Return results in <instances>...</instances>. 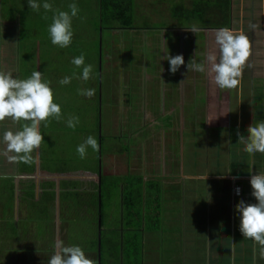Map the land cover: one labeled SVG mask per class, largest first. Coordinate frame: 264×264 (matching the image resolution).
I'll use <instances>...</instances> for the list:
<instances>
[{
    "label": "crops",
    "instance_id": "crops-1",
    "mask_svg": "<svg viewBox=\"0 0 264 264\" xmlns=\"http://www.w3.org/2000/svg\"><path fill=\"white\" fill-rule=\"evenodd\" d=\"M233 5L249 14L242 16L246 23L230 22L229 28L248 29L250 43L255 45L250 48L248 76L242 73L239 85L231 90L214 85L206 73L187 71L190 59L203 62L215 48V29L202 27L194 34L177 22L156 35L152 28L148 29L150 32L135 31L130 38H139L138 47L146 46L150 57L131 48L126 51L130 56L127 60L122 52L127 50L126 38L121 31L113 30L114 39L119 34L118 43L107 47L100 29L98 81L91 84V89H95L91 98H96L98 104L102 102L100 109L104 105L119 109L111 124L119 127L127 121L137 125L139 133L143 129L141 133L146 134L141 141L124 142L119 160L115 157L108 168L101 159L102 137L99 152H95L98 165L96 162L86 166L88 169L81 175L72 174L80 169L67 165L66 159L53 158L47 149L52 143V151L56 148V135L60 136L56 127L63 123L51 117L47 127L41 122L43 143L32 154V161L9 160L2 154L6 149L3 133L20 130L25 121H0V264H47L57 240L69 246L74 236V199L79 195L84 199V215L80 218L88 220L92 226L90 234L98 233L101 242L103 231L99 234V229L93 227L96 219L100 220L101 183L106 187L109 180L118 183L121 195L132 198L139 187L145 191L151 186L162 189L160 206L153 201L149 206V221L143 212L139 251L135 248L137 227L133 226L139 219L133 217L136 212L122 210L127 215L120 220L118 229L123 222H129L134 230L128 236L116 232L120 255L114 258L120 264H264L258 255L253 260L254 248L258 246L241 235L239 214L235 211L241 200L256 203L251 196L250 176L264 172V154L250 156L237 140L238 132L247 135L253 119L264 120V69L255 65L264 59V0H231L230 10ZM0 18V71L17 77L14 65L18 64L19 51L15 49L16 34L12 30L19 26L15 20L6 21L1 15ZM252 24L256 25L254 30L250 29ZM167 51L184 57L185 64L175 74L169 71V63L161 59ZM104 52L105 57L101 56ZM37 60V66L40 61L42 64L39 56ZM49 82L51 88L57 83L55 79ZM209 118L215 120L208 123ZM124 173L134 178L127 189L122 188ZM237 188L239 195L235 193ZM111 203L115 211L119 203ZM146 210L145 206L142 211ZM174 218L183 222L170 232L174 235L179 229L182 243L178 249H182V254L178 261H174V246H164L159 237L161 230L153 225L156 220L166 219L171 227ZM68 228L71 230L66 233ZM126 250L129 252L124 253ZM89 258L101 264V248L98 256Z\"/></svg>",
    "mask_w": 264,
    "mask_h": 264
},
{
    "label": "rangeland",
    "instance_id": "rangeland-1",
    "mask_svg": "<svg viewBox=\"0 0 264 264\" xmlns=\"http://www.w3.org/2000/svg\"><path fill=\"white\" fill-rule=\"evenodd\" d=\"M194 1H192V3ZM39 2L42 4L43 0H39ZM49 2L53 5V9H60L64 11H68V5L71 3H76L79 7L78 15L77 17H74L72 21V42L66 48H61L51 43L47 29L52 22L53 12H45L42 7L39 12L26 11L29 9L27 0H0L1 17L6 21L10 20L11 22L13 18H15L14 20L17 19L21 23H16L19 28L15 27V31L12 30V32H15L16 34L15 49L19 51L18 64L14 65L17 77L14 78L25 79L29 77L34 70H37L43 73L44 80L50 81L55 79V82H57L54 87H52L53 99L55 100L54 103L56 102L61 107L62 115L59 122L63 124L58 123L56 127L57 132L60 135H56V148L52 151V148L54 147V144L52 143L51 148L47 149L48 152L52 153L53 158H57L59 160L66 159L67 165L78 167L80 169L72 174L81 175L85 169H88L86 166L95 165L99 160L98 153L95 154L97 151H93L91 147H88L87 149L86 158L81 159L76 152L77 146L83 143L88 136L95 137L98 144L100 143V137H102L103 141H101V145H103V156L101 159L103 160L104 166L107 165L108 168L111 166L115 157L119 160L124 142L129 143L131 141H136L137 139V141H141L143 138H146V134L141 133L143 129H141L139 133L137 130L138 126L128 124L127 121L119 127H117V123L111 124L113 114L117 113L118 115L120 113L118 108L106 107L104 105L103 109H100L99 107L100 104L102 106V102L98 104L96 98L89 99L88 97L78 94V89H91V84L97 83L98 81L97 72L99 67H97V65L99 64L100 44H97V41L99 42L98 38L101 28V19L99 20L98 16L96 4L97 0H49ZM134 2L135 11L133 13V18L136 28L150 26L156 35V32H165V30L169 28V24L179 22V19L172 18L171 13L173 9L179 6L178 4L180 3V0H134ZM190 4L184 5L189 7ZM237 8L235 5L232 6L233 10H230L229 13L230 22L236 25L246 23L245 19L242 20V16L243 14L248 15L249 13L242 12L239 10V7ZM45 17H47V19ZM103 22H106L105 19H103ZM182 26H186L189 29L192 27L191 24L187 22ZM105 27L106 26L103 25V28ZM233 30L237 32L242 31L248 36L250 41L251 36H249L248 29L237 26ZM136 31L138 32L139 30ZM148 31L150 32V30ZM25 35L27 39L23 38ZM150 36H152V34ZM118 37V33L117 38L114 39V33L109 32V34L106 33L105 35V30L103 32V40H105L107 47H109L108 45H112V42L118 43ZM124 37L126 38L125 46L127 50L122 52L124 53V58L126 60L130 57L129 53L126 51H129L131 48L136 49L139 52H146V54L150 57L146 46L138 47L137 44L139 43V38L133 41L128 36ZM250 44L251 48H254L255 44ZM119 47L120 46L118 44L116 47L118 52H120ZM81 53L85 56V64H91L93 66V72L90 79L87 81L76 78L81 75L82 69L76 68V66L71 63L72 59L81 55ZM38 56L42 60V64L40 61V64L37 66ZM101 56L105 57L106 53L104 52V55L101 54ZM150 59L151 58H149V60ZM258 64L262 69H264V59L255 62V65ZM249 66L250 60H247L243 69L244 74L248 73ZM74 73L76 74L75 76L73 75ZM69 75L73 77L71 83L61 85L59 81L63 77ZM70 116L79 117V123L74 130L67 127L66 122ZM102 119L104 120L103 124H101ZM130 176L131 175L128 173L123 174V189L131 187L127 178ZM110 190L113 192L111 195H113L115 187H112ZM117 192L120 193V191ZM102 193L106 198L112 199L105 189ZM119 193L113 196L119 203L118 206L115 207V211L111 208L112 203H106V205H104L105 216L103 219L104 232L102 235V244L103 252L106 255V258L111 256L114 252L110 250L112 247L118 248L120 246L116 232L119 230L121 235L123 233L121 229H118L117 225H120V220L125 218L127 215L122 212L125 205L122 204L123 202L121 203L122 197ZM81 204L80 197L74 199L73 224H75V228L72 229L73 232L75 230H82V225L85 224L80 218V216L84 215ZM165 220L166 219H162L161 221L156 220L153 225L161 230L159 237L164 241L163 245L166 247L174 246V248H172L173 255L176 258L174 261H178L179 256L182 254V249H178L179 245L182 243L181 238L178 236L179 229H176V233L174 235H171L170 232L173 233L175 228H178L183 222H179L176 218H174L170 222L172 223V226L170 227L169 222ZM125 225L127 229L130 224L129 222H125ZM93 228L97 230L96 227ZM169 228H171V230ZM130 233L131 232H128V234ZM77 235V238L68 242L69 246H80L88 258L93 255L98 256L99 248H101L98 233L95 236H92L90 232L87 236L79 233H77ZM90 238L95 241L93 242L91 248L88 247V243L84 245L85 240H83ZM192 240L195 241L194 234L192 235Z\"/></svg>",
    "mask_w": 264,
    "mask_h": 264
},
{
    "label": "clouds",
    "instance_id": "clouds-1",
    "mask_svg": "<svg viewBox=\"0 0 264 264\" xmlns=\"http://www.w3.org/2000/svg\"><path fill=\"white\" fill-rule=\"evenodd\" d=\"M27 4L30 9L37 12L41 7L45 12H53L52 22L47 29L53 45L66 48L71 44L72 21L79 12L76 3L69 4L68 11L53 9L49 0H43L42 4L39 0H27ZM255 27L254 24L250 25V29L254 30ZM209 29H215V48L207 53L206 60L203 62L197 63L194 58L190 59L187 63V71L206 73L210 81L220 89H234L240 83L244 65L250 56L249 38L242 31L237 32L229 27ZM185 30L194 34L199 31L196 25ZM161 59L169 63V71L173 74L185 64L183 55L172 56L168 51ZM71 63L76 68L82 69L81 75L76 78L84 81L90 79L93 66L85 64L83 53L74 57ZM160 70L163 71L161 67ZM72 78L65 76L59 83L67 85L71 83ZM78 94L91 98L95 95V89H78ZM61 115V107L53 102V90L50 82L43 79V73L34 70L29 77L19 79L14 78L11 72L0 71V121L6 118H11L16 123L25 121L20 130L15 132L6 130L3 133L2 141L6 149L2 154L9 160L31 162L32 154L43 143V135L40 132L41 122H45L44 126L47 127L50 117L59 121ZM213 120L215 119L209 118L207 122L211 123ZM66 123L67 127L74 130L79 123V117L70 116ZM246 131V136L237 133L238 142L244 146L243 151L253 157L256 153L264 154V120L255 121L253 119V123L247 127ZM88 147H91L93 151H99V144L95 137L88 136L83 143L77 146L76 152L81 159L86 158ZM11 153L15 155H9ZM250 186L251 196L255 198L256 203H246L241 200L235 206V211L239 214L241 235L245 239L253 240L258 246L254 248L253 260L257 255L260 259H264V172L252 174ZM239 191L237 188V195ZM47 264H96V262L88 258L80 246H65L63 241L57 240L54 253L48 259Z\"/></svg>",
    "mask_w": 264,
    "mask_h": 264
},
{
    "label": "trees",
    "instance_id": "trees-1",
    "mask_svg": "<svg viewBox=\"0 0 264 264\" xmlns=\"http://www.w3.org/2000/svg\"><path fill=\"white\" fill-rule=\"evenodd\" d=\"M192 1L194 0H180V3L178 4L179 6L176 7L175 9L172 10V18L174 19H179V22L181 25H184L186 22L190 23L191 26L196 25L197 27H207V28H220V27H229L230 23V3L231 0H195L193 3ZM191 3V4H190ZM97 9H98V16L99 20L101 19V28L104 32L105 30V35L106 33L109 34V32H113L114 29L121 31V34L124 36H132L134 35V32L136 30H148L151 29L152 27L150 26H142L140 28H136L134 25V18H133V13L135 11L134 6L135 2L134 0H97ZM184 4H190L189 7H186ZM26 11H34L31 10L30 8L27 9ZM25 11V12H26ZM44 12V11H43ZM153 15V13H152ZM15 18H13L14 20ZM103 19H105V23L103 22ZM14 22L20 23L19 20H15ZM104 23V24H102ZM21 24V23H20ZM103 25L106 27L103 28ZM24 28V27H22ZM137 32V31H136ZM34 35V33H33ZM32 35V36H33ZM25 39V37H23ZM128 181L130 184L134 182V178L127 177ZM113 180H116L115 178ZM110 180L108 181L107 186L105 187L104 184L101 183L102 185V192L105 189L106 192L112 197V199L106 198L105 195H103L102 200L100 201L101 203L99 204L98 208L100 207L101 214L100 220L96 219L94 223V227H96L101 234V230L104 232V227H103V219H104V205L111 203V201L115 200L117 203V200L114 199V195L118 194L121 189H119V185L117 182H112L109 183ZM118 185V186H117ZM112 187H115L114 194L111 195L113 192L110 190ZM149 190L145 191L143 188L139 187L136 191V197L128 196L126 194L121 195V192L119 193L122 197L121 203L124 204V208H126V212H136L133 215L134 218H138L139 222H133V226L137 227V233H136V238H135V248L139 251V248L142 245V242L139 240L140 235V227L142 225L143 221V212L144 216L150 220V213L151 211L148 210L149 206H151V202L153 201L156 202V206H160L162 200H160V193L162 192L161 190H155L152 186L148 188ZM149 191V192H148ZM117 192V193H116ZM81 197V195H79ZM81 199V202L84 200ZM155 199V200H154ZM147 208L146 211H142L143 208ZM129 211V212H128ZM89 214V213H88ZM98 218V217H97ZM82 220V219H81ZM94 221V220H93ZM84 225H82V230H75L73 232V237L70 238V240H73L74 238H77L79 234L86 235L90 232V224L87 219L82 220ZM120 223V222H119ZM73 229L75 228V224L72 223ZM121 228L122 233L125 234V236H128V232H131L134 230L131 225H129L126 229V225L123 222ZM92 227V226H91ZM71 228L65 229L66 233H69ZM102 232V235H103ZM120 234V231L117 232ZM88 243V246H92L94 239H83ZM101 240V264H120V262L115 259V256L120 255V250L118 248L112 247L110 249L111 251H114L111 256L106 258V255L103 252V244ZM95 244V243H94ZM129 252V250H126L124 253ZM111 254V253H110ZM123 254V253H121ZM97 263V261H95ZM98 264V263H97Z\"/></svg>",
    "mask_w": 264,
    "mask_h": 264
},
{
    "label": "built area",
    "instance_id": "built-area-1",
    "mask_svg": "<svg viewBox=\"0 0 264 264\" xmlns=\"http://www.w3.org/2000/svg\"><path fill=\"white\" fill-rule=\"evenodd\" d=\"M236 193V192H235Z\"/></svg>",
    "mask_w": 264,
    "mask_h": 264
}]
</instances>
